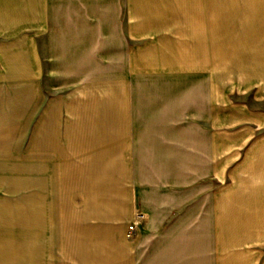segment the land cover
I'll use <instances>...</instances> for the list:
<instances>
[{"label": "crops", "instance_id": "crops-1", "mask_svg": "<svg viewBox=\"0 0 264 264\" xmlns=\"http://www.w3.org/2000/svg\"><path fill=\"white\" fill-rule=\"evenodd\" d=\"M0 253L264 264V0H0Z\"/></svg>", "mask_w": 264, "mask_h": 264}, {"label": "built area", "instance_id": "built-area-1", "mask_svg": "<svg viewBox=\"0 0 264 264\" xmlns=\"http://www.w3.org/2000/svg\"><path fill=\"white\" fill-rule=\"evenodd\" d=\"M144 218V213L138 212L135 214L133 220L129 223L126 236L127 238H133L139 231L141 226V220Z\"/></svg>", "mask_w": 264, "mask_h": 264}, {"label": "rangeland", "instance_id": "rangeland-1", "mask_svg": "<svg viewBox=\"0 0 264 264\" xmlns=\"http://www.w3.org/2000/svg\"><path fill=\"white\" fill-rule=\"evenodd\" d=\"M198 3H195V2H193V3H188V5H197ZM138 212H142V211H140V210H137L136 212H135V214L136 213H138ZM179 212V211H178ZM142 213H144V212H142ZM135 216V215H134ZM146 219V214L144 213V218L141 220L142 222H141V226L143 225V222H144V220ZM141 226H140V229H141ZM140 229H139V231H138V233L140 234ZM138 233L133 237V238H131V240H133V239H136L138 236ZM33 243H31L30 245H29V247L28 248H33ZM0 255H3V253H0ZM11 255H21V256H23L24 258H25V260H26V264H34V261H35V255H36V253H11Z\"/></svg>", "mask_w": 264, "mask_h": 264}]
</instances>
